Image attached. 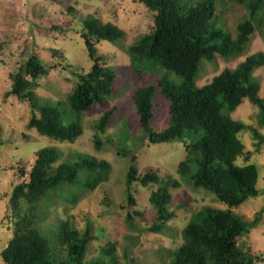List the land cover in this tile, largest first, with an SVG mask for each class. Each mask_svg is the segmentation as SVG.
Returning a JSON list of instances; mask_svg holds the SVG:
<instances>
[{
    "label": "trees",
    "instance_id": "16d2710c",
    "mask_svg": "<svg viewBox=\"0 0 264 264\" xmlns=\"http://www.w3.org/2000/svg\"><path fill=\"white\" fill-rule=\"evenodd\" d=\"M138 1L154 13V28L129 49L159 60L163 67L182 78L176 87L160 81L169 100L170 121L159 132L150 126L156 86L149 84L136 90L134 100L140 126L151 143L183 139L189 133L186 158L179 163L178 172L188 177L194 187L205 189L227 205L226 209L205 206L202 216L183 228V242L168 264H256L259 257L250 252L248 241L242 247L238 242L260 224L264 209L251 221L234 209L260 195L259 170L255 163L235 165L237 157L245 153L246 146L239 134L246 125L234 119L231 112L249 98L259 106L264 118V100L253 77L254 70L264 65V51L248 55L235 68H225L203 86H197L196 79L204 60L215 62L219 57L229 59L246 51L264 26V0ZM228 2L241 4L246 10L233 30L219 10ZM81 35L93 64L89 71L77 74L66 102L59 100L48 105L36 93L39 79L49 72L36 53L11 74L14 82L7 93L29 101L33 111L29 128L61 142H75L84 131L83 114L104 104L116 92L117 71L103 63V57L96 53V43L102 39L117 41L123 37V30L111 21L89 15L82 20ZM59 53V49L53 48L55 56ZM66 111L73 115L68 124L63 118ZM113 114L114 108L105 110L95 124L98 148L103 145L100 134L106 132ZM254 137H258L257 133ZM59 158L60 151L55 146L40 149L29 180L20 183L10 196L9 208L18 220L13 236L1 251L3 264H118L116 242L102 246L97 257L86 259L91 242L97 238L91 225L83 233L69 219H61L53 227L38 226L47 208L40 205L54 199L56 192L71 196L72 187L80 184L78 177L83 170L88 172V180L82 185L84 190H94L109 178L111 163L106 159L80 155L75 161L58 163ZM138 181L143 186L161 182L149 198L156 210L149 230L160 232L170 216L166 211L172 199L170 186L178 187L180 182L163 181L157 171L139 173L133 165L126 179L131 203L136 202L132 186ZM76 198L77 195L73 200ZM127 219L133 222V214L129 213Z\"/></svg>",
    "mask_w": 264,
    "mask_h": 264
},
{
    "label": "rangeland",
    "instance_id": "374dc122",
    "mask_svg": "<svg viewBox=\"0 0 264 264\" xmlns=\"http://www.w3.org/2000/svg\"><path fill=\"white\" fill-rule=\"evenodd\" d=\"M219 10L232 30L246 14L243 5L231 2L220 6ZM89 15L104 22L111 21L124 32L117 41L102 39L96 43V53L103 57V63L117 71L116 92L107 102L83 114L84 131L75 142H61L28 127L33 113L29 101L7 94L14 82L11 74L18 72L36 53L49 69L39 79L36 93L48 105L59 100L66 102L77 82V74L89 71L93 64L81 35L82 20ZM154 17L138 0H0V136L3 142L0 145V254L13 236L18 220L9 208L10 196L20 183L29 180L37 152L46 146H55L60 151L58 163L75 161L80 155L111 163L108 180L96 189L84 190L82 185L88 180V172L83 170L78 177L80 184L72 187L71 196L56 192L54 199L40 205L47 208L42 209L40 218L43 220L38 221L39 227H53L61 219H69L83 233L91 225L97 238L90 244L87 260L97 257L102 246L116 242L118 264H168L183 242V228L199 219L205 206L227 208L212 193L194 187L188 177L178 172L179 163L186 158L185 144L191 140L189 133L183 139L151 143L140 126L134 100L136 90L149 84L156 86L150 126L154 132H159L167 128L170 121L169 100L162 92L160 81L173 87L182 81L159 60L129 49L153 30ZM53 48L59 49V55L53 54ZM257 51H264V26L243 53L229 59L219 57L215 62L204 60L196 79L197 86L209 83L225 68H235ZM253 77L259 85V96L264 100V65L254 70ZM110 108H114V114L106 132L100 134L103 145L98 148L95 124ZM231 116L246 125L239 134L246 146L245 153L237 157L235 165L255 163L259 170L260 195L250 197L234 209L251 221L264 209V118L259 106L249 98H245ZM63 118L68 124L73 115L66 111ZM133 165L139 173L157 171L163 181L180 182L178 187L170 186L172 199L166 208L170 216L160 232L149 230L156 219V210L149 198L161 182L148 186L134 182L132 193L136 202L131 203L126 179ZM129 213L134 216L131 223L127 219ZM245 240L250 244V252L259 257L256 264H264V213L260 224L239 240L241 247ZM0 264H3L1 255Z\"/></svg>",
    "mask_w": 264,
    "mask_h": 264
}]
</instances>
